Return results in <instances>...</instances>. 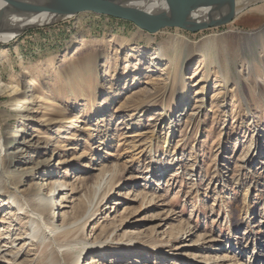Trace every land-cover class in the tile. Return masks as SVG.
I'll list each match as a JSON object with an SVG mask.
<instances>
[{
	"label": "rangeland",
	"instance_id": "1",
	"mask_svg": "<svg viewBox=\"0 0 264 264\" xmlns=\"http://www.w3.org/2000/svg\"><path fill=\"white\" fill-rule=\"evenodd\" d=\"M236 1L195 34L83 13L0 44V168L34 134L12 181L66 189L34 239L2 185L0 264H56L52 223L80 264H264V0Z\"/></svg>",
	"mask_w": 264,
	"mask_h": 264
},
{
	"label": "bare ground",
	"instance_id": "2",
	"mask_svg": "<svg viewBox=\"0 0 264 264\" xmlns=\"http://www.w3.org/2000/svg\"><path fill=\"white\" fill-rule=\"evenodd\" d=\"M208 2L206 4L198 5L196 7L195 12V18L198 22L206 20V18L209 16L211 9L209 7V2L212 0H207ZM147 3V0H128L126 2V5L130 8H136V9H142L145 7V4ZM153 3V4H152ZM151 6L152 8L158 9L159 3L157 0H153ZM239 9H238V1L236 2V5L233 9H231L226 17V19L229 21L232 19V22L236 19L237 16H239ZM61 16L54 12H48V11H38V10H32L27 9L19 6L14 0H0V44H8L12 42V40H15L17 38V27H27V26H51L52 24L58 23L61 20ZM261 34V31L259 32V36ZM252 35H258L257 33H253ZM10 87V86H9ZM5 88V85L0 84V89ZM7 88V87H6ZM18 87H11V90L13 93H16L18 90ZM157 93H160V88H156ZM4 91V90H3ZM1 92V91H0ZM183 95L179 97L178 104L184 105L185 99ZM34 100V97L32 98ZM29 101L25 104H32L34 101ZM21 110V109H20ZM29 110V109H28ZM23 111L26 112V109H23ZM59 121L53 122L52 124H58ZM34 134H27L24 138V141L21 143L22 148L19 151V154L17 156H14L12 158H9V154L6 153V158L9 160L8 165L6 166V169L3 167L0 168V188L4 184L6 187L1 188V190L6 193V189H13L14 193L8 192L11 201V205L21 214L29 215L32 220V226L35 225L32 229L33 231V238L38 239V236H41L42 234L38 233V230H40L39 226L42 223V215H40V211L43 212V214L46 215V217H51V219L54 221L58 218V221L60 220V215L58 209L61 207V205H57L56 201V193L63 194L66 189H63L61 186H59V183H54L51 186L50 193L47 196H44L42 191L40 189L36 190L31 195H24L19 188V182H13L11 179V174H16L15 171H11V169L16 166V164L22 163L23 159L25 160L26 156L25 153L27 152L26 148H29L32 146V143L35 139ZM22 137L17 135L15 137V140L17 141V138ZM103 140V138H102ZM3 138L0 136V163H2V144H4ZM8 142V141H7ZM163 167L161 164H158V169H161ZM164 171V170H163ZM46 174V173H45ZM51 174V172H49ZM104 175V174H103ZM38 176V174L34 175ZM104 175L101 179V184L105 181ZM40 177V175H39ZM101 177V176H100ZM23 181V179H22ZM71 191V190H70ZM3 193V192H2ZM58 207V208H57ZM57 208V209H56ZM53 223L51 226L44 231V235H46L50 240H53L55 243H59L58 246H56L54 250V259L56 264H63V261L66 260V258L71 262V264H80L82 259V252L81 254H78L77 252H73L72 248L73 245L69 242H67V236L69 235V231H66L64 233H58V228H54ZM52 227V228H51ZM42 230V229H41ZM43 236V235H42ZM0 239H2L0 235ZM18 240V238L16 239ZM78 245H84L82 241L77 242ZM118 252L120 250H124L125 248L122 246H119L116 248ZM2 247H0V255L3 254ZM52 258V257H51Z\"/></svg>",
	"mask_w": 264,
	"mask_h": 264
},
{
	"label": "water",
	"instance_id": "3",
	"mask_svg": "<svg viewBox=\"0 0 264 264\" xmlns=\"http://www.w3.org/2000/svg\"><path fill=\"white\" fill-rule=\"evenodd\" d=\"M27 9L54 12L66 17L83 13H93L111 17L134 24L150 34H156L167 28H177L190 33L230 24L226 17L236 5V0H212L209 2L211 12L206 20L198 22L195 18L196 7L206 4L207 0H157L158 9L152 8L153 0H147L142 9L130 8L128 0H14ZM152 3V4H151ZM58 22V23H60ZM50 26V25H49ZM47 27V26H46ZM41 26L17 27V37Z\"/></svg>",
	"mask_w": 264,
	"mask_h": 264
},
{
	"label": "crops",
	"instance_id": "4",
	"mask_svg": "<svg viewBox=\"0 0 264 264\" xmlns=\"http://www.w3.org/2000/svg\"><path fill=\"white\" fill-rule=\"evenodd\" d=\"M10 45V44H9Z\"/></svg>",
	"mask_w": 264,
	"mask_h": 264
}]
</instances>
